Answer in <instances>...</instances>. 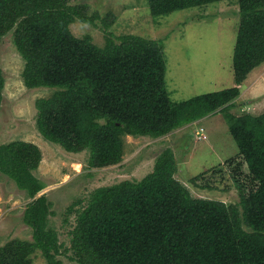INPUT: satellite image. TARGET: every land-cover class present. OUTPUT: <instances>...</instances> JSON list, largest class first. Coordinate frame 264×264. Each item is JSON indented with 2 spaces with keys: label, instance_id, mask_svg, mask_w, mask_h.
I'll return each instance as SVG.
<instances>
[{
  "label": "trees",
  "instance_id": "1",
  "mask_svg": "<svg viewBox=\"0 0 264 264\" xmlns=\"http://www.w3.org/2000/svg\"><path fill=\"white\" fill-rule=\"evenodd\" d=\"M72 1L0 0V38L14 30L15 45L26 61L25 85L58 89L36 105L37 129L47 141L72 153L87 151L93 167L105 168L121 161L125 133L161 138L235 108L238 86L173 102L162 41L131 34L119 42L110 37L106 47L99 48L91 37L71 32L77 20L95 25ZM221 1L148 0L155 17ZM239 5L236 85L264 62V0H239ZM4 85L0 69V93ZM229 124L239 154L189 182L211 190L236 185L241 212L217 200L194 198L176 178L177 160L168 147L140 182L93 192L73 231L75 262L264 264V112L231 115ZM41 160L35 144L0 145V172L32 199L24 222L33 230V247L47 264H64L58 234L49 227L51 203L46 195L36 198L44 188L34 175ZM0 264H6L1 248Z\"/></svg>",
  "mask_w": 264,
  "mask_h": 264
},
{
  "label": "rangeland",
  "instance_id": "2",
  "mask_svg": "<svg viewBox=\"0 0 264 264\" xmlns=\"http://www.w3.org/2000/svg\"><path fill=\"white\" fill-rule=\"evenodd\" d=\"M72 4L93 17L95 25L77 20L71 24V32L78 38L91 37L99 48H105L110 37L119 42V37L131 34L162 41L166 86L173 102L234 86L239 87L240 96L232 110L181 126L161 138L125 133L121 137V161L105 168L93 167L87 151L69 152L40 134L37 102L51 98L58 89L28 88L23 78L26 61L15 45L14 30L1 36L0 69L5 85L0 93V145L23 141L39 147L42 160L34 175L44 188L38 195H46L51 203L49 227L58 234L63 263L77 264L71 248L73 231L93 192L126 181L140 182L154 171L157 157L168 147L177 160L176 178L194 198L217 200L241 212L242 196L236 185L211 190L189 182L239 154L229 129L231 115L259 116L264 112V62L241 85L234 81L239 0L157 17L152 15L148 0H74ZM31 200L15 181L0 172V248L6 264H47L33 247L32 228L24 222Z\"/></svg>",
  "mask_w": 264,
  "mask_h": 264
},
{
  "label": "water",
  "instance_id": "3",
  "mask_svg": "<svg viewBox=\"0 0 264 264\" xmlns=\"http://www.w3.org/2000/svg\"><path fill=\"white\" fill-rule=\"evenodd\" d=\"M39 195H40V194H39ZM39 195H38V197H40Z\"/></svg>",
  "mask_w": 264,
  "mask_h": 264
}]
</instances>
